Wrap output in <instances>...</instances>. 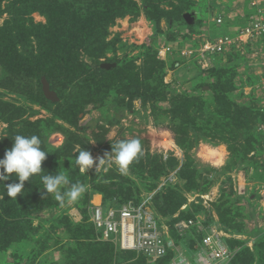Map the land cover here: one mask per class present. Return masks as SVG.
<instances>
[{"label":"rangeland","instance_id":"1","mask_svg":"<svg viewBox=\"0 0 264 264\" xmlns=\"http://www.w3.org/2000/svg\"><path fill=\"white\" fill-rule=\"evenodd\" d=\"M257 10L264 17V0H0V159L16 135L38 136L49 153L16 199L3 186L18 182L15 175L0 182V264H154L100 241L91 224L99 200L148 196L157 213L197 219L219 235L233 264H264V135L255 129L264 44L249 41L253 48H238L226 68L202 73L195 67L213 68L212 59L179 54ZM47 19L58 21L57 32L43 28ZM78 21L93 25L88 36ZM131 139L142 153L127 174L114 159L79 171L81 149L104 157ZM214 150L224 165L209 163ZM57 171L70 181L62 193L87 186L77 201L46 194L41 176ZM36 200L58 207L45 221L15 209ZM197 239L187 231L177 249Z\"/></svg>","mask_w":264,"mask_h":264},{"label":"built area","instance_id":"2","mask_svg":"<svg viewBox=\"0 0 264 264\" xmlns=\"http://www.w3.org/2000/svg\"><path fill=\"white\" fill-rule=\"evenodd\" d=\"M251 5L253 8L257 7L255 2ZM217 17L215 25L220 26L223 22L219 16ZM261 39H264V17L261 11L257 10L253 20L241 28L234 37L224 35L214 41L206 40L197 46L196 50L181 49L179 54L186 60L194 59L200 63L205 62L212 55L225 54L232 47L238 49L249 41ZM163 50L166 53L172 52L169 47ZM204 67H208V63ZM257 86L264 93V76L260 78ZM257 131L264 135V121L258 125ZM60 146L62 147L63 143ZM219 155V151L214 150L208 157L209 163L214 166V163L219 161L218 165H224L223 157ZM151 199V196H148L139 204L128 201L119 207H107L106 212L102 204L93 205L91 223L97 238L111 243L121 252H132L137 256H143L151 263L165 258L170 253L173 255L170 264L231 263L233 255L221 237L215 232L206 230L201 221L194 218L179 220L173 225V230L179 237H183L187 231L196 229L202 237L191 251L184 249L181 252L182 250L177 249L170 226L155 215L151 207ZM189 256L194 257L193 262L189 261L187 258Z\"/></svg>","mask_w":264,"mask_h":264},{"label":"clouds","instance_id":"3","mask_svg":"<svg viewBox=\"0 0 264 264\" xmlns=\"http://www.w3.org/2000/svg\"><path fill=\"white\" fill-rule=\"evenodd\" d=\"M41 143V139L36 135H16L12 147L4 152L3 158L0 159V182L7 181L13 174L18 180L16 183L3 185L7 197L16 199L18 195H22L25 182L32 176L42 173V162L49 153L42 149ZM141 153L142 145L138 139L122 140L116 144L115 148H112L111 153H106L104 157L94 158L90 151L81 149L76 157V164L81 173H88L94 165L96 168L98 164L114 159L120 172L127 174L129 165ZM41 181L46 194H55V200L60 203H64L65 198L69 202L77 201L87 190L85 184L77 182L71 184L70 188L62 193L61 187L70 184L68 175L63 171H57L54 175H42ZM0 199H4V196H0Z\"/></svg>","mask_w":264,"mask_h":264},{"label":"trees","instance_id":"4","mask_svg":"<svg viewBox=\"0 0 264 264\" xmlns=\"http://www.w3.org/2000/svg\"><path fill=\"white\" fill-rule=\"evenodd\" d=\"M253 10L255 11V8H253ZM248 13L246 12L245 13V15H247ZM58 19V21H60L61 19L60 18H57ZM70 20V19H69ZM58 21L57 20H54V22H53V24L50 26V22H49V19H47V22H48V24H47V26H43V28L44 29H48L49 30V28H50V30L52 29L53 31H55V32H57V27L59 26V23H58ZM252 21V20H251ZM250 21V22H251ZM61 22V21H60ZM65 22V21H64ZM250 22H248V23H246V24H240V25H236V24H234V25H228V23L227 22H224L225 23V25H226V27L224 28L225 29V31H227L228 32V34H226V35H228V36H231V37H234L237 33H238V31L241 29V28H244L245 26H247ZM223 23V24H224ZM223 24H221L220 26H222ZM78 25V26H77ZM75 26H76V28H77V30L78 31H80L79 30V28L78 27H80V28H82L83 29V32H85V34H87V36H88V33L92 30V28H93V25H90L89 26V30H87V25H86V22H81V21H78V24H75ZM235 28H237V29H235ZM74 32V31H73ZM70 34H72V31L70 32ZM212 41H214L216 38H218V37H216V35L218 34V31L217 30H215L214 31V33L212 32ZM56 40H57V37H56ZM206 41V40H205ZM258 41H260L261 43H263L264 44V39H261V40H258ZM4 43H6V41L4 40ZM247 45V44H246ZM194 46H195V44H194ZM247 47H249V49H251V48H253V46L252 45H249L248 44V46H246V48ZM248 49V48H247ZM238 49H236L235 47H232L227 53H225V54H220V55H217V54H215V55H212V56H210V60L212 59V61H213V63H212V66H213V68H210V69H208V70H206V71H204L203 69H200L201 67H195L197 70H198V73H202V72H208V71H211V69H221V67L223 66L224 68H226L228 65H230L231 64V62H232V60L233 59H235V58H238V57H234L235 55H238V51H237ZM220 59L222 60V61H224V64L222 65L221 63H220ZM195 61L196 60H194V59H192V61H191V63H195ZM197 62V61H196ZM217 62V63H216ZM197 65V64H196ZM224 68H222V69H224ZM248 85V81L246 80L245 82H244V85ZM249 96V95H248ZM263 111V117L261 118V119H259V121L255 124V129H256V131H257V127H258V125L259 124H261V123H263V121H264V110H262ZM66 137H68V138H70L68 135H66ZM70 140V139H69ZM51 144H52V146H53V143L51 142ZM66 145V144H65ZM65 145H63V147L65 146ZM105 186H103V185H99L98 186V190H99V192L100 191H103V188H104ZM128 201H133L135 204H139L140 202H141V199H137V198H133V199H130V200H125V201H119V202H114V203H111V202H102V205H103V207H119V206H121V205H123V204H125V203H127ZM49 203H44L43 205L41 204V202L40 201H38V200H36V201H32V202H30L29 204H21V205H19V207H17V208H15V209H17L18 211H24V212H27V215H32V216H34L35 218H37V219H39V220H43V219H41L42 218V214H44V212H45V214L46 213H49V212H54V210L58 207L57 205H54V204H56V203H53V204H51L50 203V201H48ZM54 202V201H53ZM57 202V201H56ZM152 209H153V202H152ZM154 210V209H153ZM16 211V210H15ZM154 211H156V210H154ZM154 213H156L155 215L158 217V218H160L163 222H165L168 226H170V230H171V234H172V236H173V238H174V240H175V242H176V244H178V242H179V239H180V237L175 233V231L173 230V225L176 223V222H178L179 220H185V219H188V218H173L172 217V219L171 218H167V215H162L161 213H157V211L156 212H154ZM29 215V216H30ZM163 219H165V220H163ZM43 221H45V220H43ZM60 223L58 222V223H56L55 224V226H58ZM92 224V223H91ZM92 230H93V232H94V234H95V230H94V227H93V224H92ZM189 233L190 232H193L194 234H195V236H196V238L198 237V239H197V241H195L194 243H190V244H185L186 245V248H185V250L186 249H188V250H186V251H191V250H193V247H194V245H195V243L196 242H198L199 240H200V238L202 237V235L201 234H199L197 231H196V229H191L190 231H188ZM189 235V234H188ZM7 242L9 243L10 242V238L7 240ZM3 246L4 245H2V246H0V249H2L3 248ZM121 252V251H120ZM122 253H129V254H135V253H132V252H122ZM136 255V254H135ZM172 254L170 253L168 256H166L165 258H163V259H161V260H158V261H156V262H153L154 264H170V262H171V259H172ZM139 257H141V258H143L144 260H147L145 257H143V256H139ZM230 264H233V261H231V263Z\"/></svg>","mask_w":264,"mask_h":264},{"label":"water","instance_id":"5","mask_svg":"<svg viewBox=\"0 0 264 264\" xmlns=\"http://www.w3.org/2000/svg\"><path fill=\"white\" fill-rule=\"evenodd\" d=\"M187 18V21L188 20H190V18L189 17H186ZM189 18V19H188ZM191 22V21H190ZM105 67V65L103 66H101V68H103V69H107V68H104ZM47 97H48V99H50L52 102H56L58 99H57V97L55 96V95H52V94H48L47 95Z\"/></svg>","mask_w":264,"mask_h":264},{"label":"crops","instance_id":"6","mask_svg":"<svg viewBox=\"0 0 264 264\" xmlns=\"http://www.w3.org/2000/svg\"><path fill=\"white\" fill-rule=\"evenodd\" d=\"M99 204H101V200H99Z\"/></svg>","mask_w":264,"mask_h":264}]
</instances>
